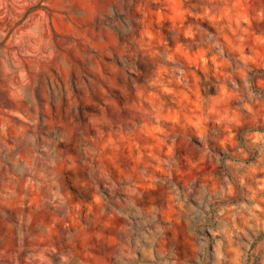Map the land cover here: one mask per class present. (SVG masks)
Masks as SVG:
<instances>
[{
	"label": "rangeland",
	"instance_id": "obj_1",
	"mask_svg": "<svg viewBox=\"0 0 264 264\" xmlns=\"http://www.w3.org/2000/svg\"><path fill=\"white\" fill-rule=\"evenodd\" d=\"M0 264H264V0H0Z\"/></svg>",
	"mask_w": 264,
	"mask_h": 264
}]
</instances>
